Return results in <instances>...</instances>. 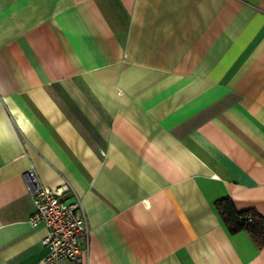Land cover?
Listing matches in <instances>:
<instances>
[{
	"label": "crops",
	"instance_id": "1",
	"mask_svg": "<svg viewBox=\"0 0 264 264\" xmlns=\"http://www.w3.org/2000/svg\"><path fill=\"white\" fill-rule=\"evenodd\" d=\"M29 167L83 264H264L214 206L264 216V0H0V264H47Z\"/></svg>",
	"mask_w": 264,
	"mask_h": 264
},
{
	"label": "built area",
	"instance_id": "2",
	"mask_svg": "<svg viewBox=\"0 0 264 264\" xmlns=\"http://www.w3.org/2000/svg\"><path fill=\"white\" fill-rule=\"evenodd\" d=\"M21 178L35 205L28 222L32 226L42 223L45 228L41 241L48 248L46 263L67 259L83 264L92 230L80 197L66 181L55 187L43 184L33 167L24 170Z\"/></svg>",
	"mask_w": 264,
	"mask_h": 264
},
{
	"label": "trees",
	"instance_id": "3",
	"mask_svg": "<svg viewBox=\"0 0 264 264\" xmlns=\"http://www.w3.org/2000/svg\"><path fill=\"white\" fill-rule=\"evenodd\" d=\"M214 206L231 233L246 231L257 247L264 245V216L254 209L238 211L228 197L216 200Z\"/></svg>",
	"mask_w": 264,
	"mask_h": 264
}]
</instances>
